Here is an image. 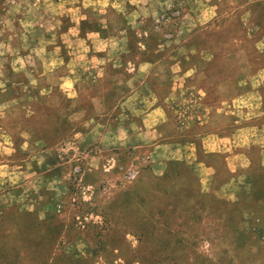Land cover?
Returning a JSON list of instances; mask_svg holds the SVG:
<instances>
[{
	"label": "rangeland",
	"instance_id": "obj_1",
	"mask_svg": "<svg viewBox=\"0 0 264 264\" xmlns=\"http://www.w3.org/2000/svg\"><path fill=\"white\" fill-rule=\"evenodd\" d=\"M24 1L0 0V64L18 49V2ZM148 1L151 12L134 11L138 30L125 31L121 46L135 51L142 40L149 50L166 47L165 35L182 28V51L168 54L171 62L211 49L209 68L227 61L226 72L234 73L236 60L224 55L243 47L251 72L261 69L263 0H221L218 9L204 0L200 13L190 0ZM210 81L182 80L164 92L149 82L141 89L164 108L160 121L145 113L157 103L138 96L130 115L136 124H150L151 133L123 132L120 119L107 113V128H113L96 131L88 142H79L77 126L43 134L46 145L70 140L54 151L51 167L33 164L31 153L18 149L19 134L0 136L14 142L0 145V264H264V232L254 215L264 210V119L211 127L192 97L200 88L214 96L215 78ZM103 90L113 106L116 93ZM165 93L178 98L164 102ZM259 108L252 114L260 115ZM160 142L168 145L167 157L158 155ZM246 175L256 182L246 184Z\"/></svg>",
	"mask_w": 264,
	"mask_h": 264
},
{
	"label": "crops",
	"instance_id": "obj_2",
	"mask_svg": "<svg viewBox=\"0 0 264 264\" xmlns=\"http://www.w3.org/2000/svg\"><path fill=\"white\" fill-rule=\"evenodd\" d=\"M190 1L191 7L200 13L199 5L205 1ZM24 2L22 5L18 2V49L7 51L8 63L0 64V136L19 134L18 149L31 153L30 159L35 165L51 167L55 162L54 151L64 149L70 143L69 139L54 138L46 145L43 134H63L68 130L66 128L77 126L81 128L75 132L79 142H88L95 138L96 131L101 133L113 128L112 125L107 128V113H114L120 119L117 123H121L123 132L132 134L137 127L140 132L151 133L150 124L144 121L136 124L135 116L130 115L140 100L138 96L147 97L150 103L158 102L152 94L141 92L149 82L159 85L163 91L170 84H184L182 80L190 79L199 84L208 80L210 83L215 78L214 96L202 88L198 91L200 94H192L194 101L202 105L201 111L211 127L229 125L249 117L255 121L264 119V63L260 65L261 69L252 73L246 48L239 47L224 55L225 61L234 58L237 62L236 71L231 73L226 72L231 70L227 61L209 68V60L215 57L211 49L185 63L171 62L169 55L173 50H181L178 45L181 42L178 33L181 32L178 31L182 28L175 34L165 35L166 47L149 50L142 40L136 42L135 51L121 46L125 31L138 30L134 11L150 8L148 0ZM206 2L205 6L213 9L224 5L221 0ZM263 50L261 47L258 51ZM260 70L262 72L258 74ZM105 87H111L116 93L115 104L111 107L107 105L111 101L107 99V91L103 90ZM183 93L181 100L186 95ZM173 95L178 98L177 94ZM174 96L165 93L161 100L170 102ZM38 105L47 108V113L39 112ZM256 107H260V115L252 114ZM145 113L164 120L161 103ZM10 120L16 124L4 127L3 124ZM260 128L264 130V121ZM12 144L14 142L8 138L0 140L1 146ZM167 146L160 142L155 147L158 155L167 157ZM244 180L250 185L255 178L246 175ZM22 192L19 187V195ZM254 215L256 229L264 232V210L254 212Z\"/></svg>",
	"mask_w": 264,
	"mask_h": 264
}]
</instances>
